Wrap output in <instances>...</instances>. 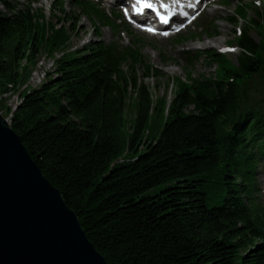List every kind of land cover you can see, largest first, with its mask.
Masks as SVG:
<instances>
[{"label":"trees","instance_id":"obj_1","mask_svg":"<svg viewBox=\"0 0 264 264\" xmlns=\"http://www.w3.org/2000/svg\"><path fill=\"white\" fill-rule=\"evenodd\" d=\"M28 1L0 13V106L29 81L42 50L68 49L78 11L97 18L100 39L101 27L111 26L80 0L70 10L68 0H55L46 25L45 12L33 8L38 0ZM242 45L247 77L227 70L239 80H194L187 70L168 106L141 82L139 69L155 70L138 51L94 41L65 53L13 116L6 113L108 264H264L251 151L264 145V106L251 98L264 99V39L261 47L246 33ZM205 57L227 69L214 51Z\"/></svg>","mask_w":264,"mask_h":264},{"label":"water","instance_id":"obj_2","mask_svg":"<svg viewBox=\"0 0 264 264\" xmlns=\"http://www.w3.org/2000/svg\"><path fill=\"white\" fill-rule=\"evenodd\" d=\"M0 264H108L1 113Z\"/></svg>","mask_w":264,"mask_h":264},{"label":"rangeland","instance_id":"obj_3","mask_svg":"<svg viewBox=\"0 0 264 264\" xmlns=\"http://www.w3.org/2000/svg\"><path fill=\"white\" fill-rule=\"evenodd\" d=\"M10 1V0H9ZM253 0H246V3L252 2ZM54 0H38L37 4L33 5L34 9H42L47 14V17L50 16V9ZM1 3V2H0ZM12 4H28V0H11ZM16 4V5H18ZM238 5V1H235L233 5L234 10ZM232 10H227L225 8L216 6L211 9V15L214 16L218 26V35L209 37L205 35L200 40H189L183 45L174 46L171 43L163 42L157 43L146 38L143 46L141 47L144 57L147 62H150L152 65L158 67L160 73L163 77H145L143 72L140 71L139 76L141 82L145 83L153 94L155 100H159L160 98L165 96L167 102L172 99V87L171 83L175 77H183L185 78L184 67L187 66V60L183 58L180 54L182 48L189 49H200L199 52L204 50H218L221 47L226 46L232 41L234 36V27L229 25L226 19L232 14ZM250 15L253 16L254 13L250 11ZM79 35L74 36L69 49H80L83 45H88L95 38L93 35V24L86 19H83L78 25ZM104 40L107 43L112 42L113 34L111 31L104 29L103 32ZM255 35V34H254ZM230 58L235 59L236 56H230ZM45 59V58H44ZM40 60V58H39ZM42 60L39 66L43 65L46 68L40 67L37 72L44 71L47 67H50L52 62L48 59ZM41 61V60H40ZM217 72L216 65L213 67H209L206 65L203 58L195 60L194 67L192 68V73L195 78H198L201 74H205L210 77L213 76L214 73ZM27 94V91L24 92V95ZM17 95L14 93L9 98L4 100V106H0V113L6 117V113L10 109H15ZM158 130L160 129V125L156 127Z\"/></svg>","mask_w":264,"mask_h":264},{"label":"snow or ice","instance_id":"obj_4","mask_svg":"<svg viewBox=\"0 0 264 264\" xmlns=\"http://www.w3.org/2000/svg\"><path fill=\"white\" fill-rule=\"evenodd\" d=\"M144 6H145V7H148V8H151V7H153V5H152V4H150V3H146ZM149 30H151V29H149Z\"/></svg>","mask_w":264,"mask_h":264},{"label":"bare ground","instance_id":"obj_5","mask_svg":"<svg viewBox=\"0 0 264 264\" xmlns=\"http://www.w3.org/2000/svg\"><path fill=\"white\" fill-rule=\"evenodd\" d=\"M8 121L10 122V119H8Z\"/></svg>","mask_w":264,"mask_h":264}]
</instances>
